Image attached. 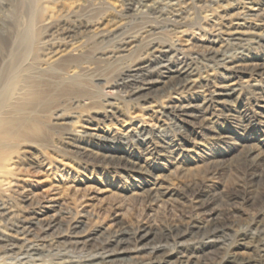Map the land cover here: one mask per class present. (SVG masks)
<instances>
[{
	"label": "rangeland",
	"instance_id": "1",
	"mask_svg": "<svg viewBox=\"0 0 264 264\" xmlns=\"http://www.w3.org/2000/svg\"><path fill=\"white\" fill-rule=\"evenodd\" d=\"M14 1L0 0V33L8 43L0 50V66L6 64L5 54L15 49L19 31L28 37L24 56H35L38 63L48 47L44 40L58 39V46L79 43L80 49L60 60L56 73L46 72L56 78L54 91L43 98L38 116L25 124L22 134L34 146L16 158L11 175L14 184L0 188L6 207L18 210L12 219L0 214V231L15 233L14 225L26 216L28 202L43 204L52 194L66 211L59 221L60 230H70L73 221L81 219L98 239L121 225L131 229L149 226L157 231L183 228L206 218L195 208V201L201 199L218 208L216 223H226L225 238L250 242L247 247L217 248L213 250L215 260L206 262L230 264L221 259L227 252H234L237 258L256 259L249 236L259 234L258 227L264 223V118L254 113L264 99L260 77L256 85L238 86L230 102L221 105L212 95L213 89L223 79L238 77L224 72L222 64L202 53L193 55V78L198 84L182 97L203 101L206 119L179 120L175 112H164L160 104L145 108L126 101L123 88L117 86L153 43L216 39L206 30L215 22L226 27L223 16L231 13L227 10L231 1L178 0L176 12L167 4L176 0H151L156 2L153 9L139 0L133 4L130 0H42L26 10L15 9ZM49 16L51 23L44 24ZM117 21L122 27L115 33L100 32L101 26ZM180 29H184L181 34ZM125 42L130 49L123 50ZM223 49L229 61L237 60L239 45L226 40ZM248 50L264 64V41H257ZM71 71L74 75L66 78ZM240 77L241 81L250 78L247 74ZM150 126H157V131L137 136ZM75 129L81 132L71 135ZM93 130L112 137L109 145L133 154L145 170L134 173L122 162L101 158L105 144L89 135ZM78 143L96 154L78 153L72 147ZM163 149H173L175 159L159 155ZM153 175L161 177L169 196L153 200L145 194ZM28 196L31 200L26 202L24 197ZM50 242L42 250L44 264L61 256L74 261L86 255L73 247L64 248L62 242ZM220 242L212 244L218 247Z\"/></svg>",
	"mask_w": 264,
	"mask_h": 264
},
{
	"label": "bare ground",
	"instance_id": "2",
	"mask_svg": "<svg viewBox=\"0 0 264 264\" xmlns=\"http://www.w3.org/2000/svg\"><path fill=\"white\" fill-rule=\"evenodd\" d=\"M40 1L42 0H34V2L16 0L14 1L15 9L21 7L26 10L28 6ZM134 1L130 0V3L133 4ZM139 1L144 3L147 9H153L156 4L151 0ZM230 1L232 7L227 10L231 13L223 16L226 27L215 22L206 30L216 39L205 40L202 37H194V41L192 38L191 40L185 38L178 43H153L146 56L137 60L129 72L123 74L118 80L117 86L123 88L124 93H122L126 101L136 102L144 105L145 108L160 104L164 112H175L179 120L204 118L203 101L193 102L184 100L182 97L186 90L198 84V80L193 78L196 64L191 59L193 55L197 56L200 53L208 60L222 64L224 72L235 74L238 79L244 74L250 77L242 81L226 78L218 85L216 84L212 95L218 104H228L238 86L256 85L259 83V77L264 87V64L248 50L257 41H264V0ZM167 4L176 12L179 1H170ZM51 21L52 18L49 16L44 24H49ZM121 27L122 22L117 21L106 28L101 26L100 32L103 35H109ZM183 30L180 29L178 32L181 34ZM23 33V31L16 33V41L13 45L15 49L5 54L8 55L6 64L0 66L1 189L14 184L11 175L17 162L16 158L25 156L34 146L22 133H24L26 122L35 119L40 113L44 103L43 98L50 96L54 91L56 78L55 76L48 77L46 72L56 73L55 65L66 55L80 49L79 43L72 42L58 46L60 44L58 39H47L43 41L48 46L43 54L44 58L38 63L35 56H24V43L28 41V37ZM226 40L239 45L237 60L229 61L226 58L223 49ZM127 45L125 42L123 50L130 49ZM7 46L6 38L0 33V50ZM73 75L72 71L68 72L66 78H71ZM254 113L255 116L264 118V99H261V104ZM157 128V126H150L148 130L142 129L136 134L141 136L143 132L148 134ZM80 132L75 129L71 135ZM101 133L94 132V130L89 132L90 136L105 144L106 151L101 158L106 161H115L116 164L122 162L134 173L145 170V165L140 163L133 154L128 151H117L108 143L113 138ZM121 136L127 137V133H122ZM72 147L80 154L87 156L96 154L83 143L74 144ZM183 150L186 151V149H181ZM158 154L175 159L176 152L174 153L173 149H163ZM253 176H259V174L254 173ZM151 178V184L144 190L147 196L158 200L171 194L170 190L161 184L159 175H153ZM24 200L28 202L31 197H24ZM207 203L201 199L195 201V208L199 210L198 214L204 212L206 218H199L197 221L185 224L180 229L157 231L149 226L131 229L121 225L105 237L98 239L94 233L86 230L81 219L73 221L70 230L66 232L60 230L59 221L66 211L59 203L58 197L52 194L43 204L28 202L25 207L26 216L14 225L15 233L0 231V264H44L41 260L42 250L50 246V241L53 240L55 243L62 242L64 248L73 247L85 252L86 255L74 261L66 260L61 256L50 264H208L206 261L215 260L213 250L217 248L222 249L234 245L249 246L250 242L245 238L237 242L229 237L225 238L228 235L223 231L227 227L226 223H216L220 214L218 208ZM0 214L6 220L12 219L18 214V210L13 206L6 207V200L0 196ZM258 228L261 231L259 234L249 236L253 240V247L257 253L256 259L250 261L237 258L234 252L224 253L221 259H225L230 264H264V223ZM219 239L221 241L219 246L214 247L212 243ZM224 240L230 241L226 243Z\"/></svg>",
	"mask_w": 264,
	"mask_h": 264
}]
</instances>
